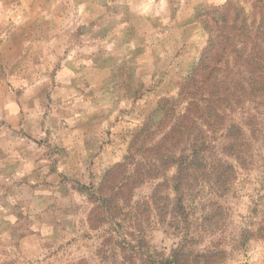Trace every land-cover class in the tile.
Segmentation results:
<instances>
[{"label": "rangeland", "instance_id": "rangeland-1", "mask_svg": "<svg viewBox=\"0 0 264 264\" xmlns=\"http://www.w3.org/2000/svg\"><path fill=\"white\" fill-rule=\"evenodd\" d=\"M229 1L251 13L254 0H0V264H149L177 249L180 264H264V115L253 103L225 120L243 131L241 161L223 152L225 131L209 139L210 163L234 166L226 186L209 172L187 216L172 205L141 216L138 253L124 250L135 228L123 215L103 208L90 221L89 192L159 102L178 99L208 43L204 15ZM162 181L136 187L121 212L143 211Z\"/></svg>", "mask_w": 264, "mask_h": 264}, {"label": "trees", "instance_id": "trees-1", "mask_svg": "<svg viewBox=\"0 0 264 264\" xmlns=\"http://www.w3.org/2000/svg\"><path fill=\"white\" fill-rule=\"evenodd\" d=\"M204 16L209 25L208 43L183 83L178 99L159 102L133 138L125 161L107 171L97 192H89L99 203L91 212L90 221L94 215L93 222L96 221L104 208L102 215H110L111 221L123 215L121 221L134 224L131 241L126 240L124 248L134 254L146 241L141 216L149 217L154 208L164 210L171 205L177 216H187L185 205L201 176L207 179L211 172L218 189L229 182L234 166L219 159L211 164L213 146L209 141L211 136L225 131V138L232 142L223 152L242 160L243 131L234 122L226 124L228 113L253 103L256 113L264 115L258 112L260 108L264 111V0H254L251 13L229 1ZM172 169L174 174L167 176ZM160 179L163 181L154 187L143 211L131 208L127 213L121 212L120 200L131 202L136 187ZM178 255L177 249L171 259H150L149 264H180L174 259Z\"/></svg>", "mask_w": 264, "mask_h": 264}]
</instances>
